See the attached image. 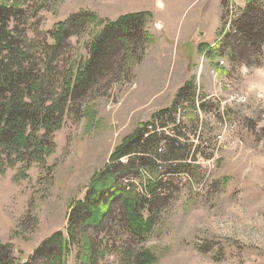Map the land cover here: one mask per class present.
I'll return each mask as SVG.
<instances>
[{
	"label": "rangeland",
	"instance_id": "rangeland-1",
	"mask_svg": "<svg viewBox=\"0 0 264 264\" xmlns=\"http://www.w3.org/2000/svg\"><path fill=\"white\" fill-rule=\"evenodd\" d=\"M21 4L37 41L81 14L71 27L62 72L75 59L86 67L91 41L107 23L130 13L143 18L127 36L132 50L117 42L93 74L94 84L71 93L45 162L0 166V242L13 256L31 260L59 232L33 264H264V33L258 45L245 43L235 30L247 0ZM153 121L148 130L156 128L161 138L159 154L141 153L142 141L132 144L135 153L115 163L130 160L133 171L146 166L128 171L129 179L117 169L116 193L103 191L94 209L101 218L73 210L87 200L115 149ZM170 154L181 159L170 160ZM123 191L137 201L141 235L129 226Z\"/></svg>",
	"mask_w": 264,
	"mask_h": 264
},
{
	"label": "trees",
	"instance_id": "trees-1",
	"mask_svg": "<svg viewBox=\"0 0 264 264\" xmlns=\"http://www.w3.org/2000/svg\"><path fill=\"white\" fill-rule=\"evenodd\" d=\"M22 2L23 0H10V2L0 3V166L22 160L45 162L46 157L54 151V133L62 126L70 104L71 93L78 92L86 85L91 87L94 84L93 74L104 68V63L106 64L111 58L110 55L116 49L117 42L120 48L127 47L132 50L127 36L135 31V27L142 22L143 18L142 13H130L107 23L102 34L100 33L91 41V57L86 67L81 68L79 61L75 59L70 71L62 72L60 64L72 47L68 42L72 34L71 27L79 22L81 14L56 23L49 31V38L37 41L29 36L27 29L29 9L24 8ZM87 17L89 21L96 20V16L91 13H86ZM234 28L245 39V43L259 45L260 37L264 33V8L259 0H247L243 15L234 24ZM121 34L122 36H119ZM107 42L110 44L113 42L112 47L109 45L108 48H104L103 44ZM75 64H77L76 68ZM186 86L181 89V92L186 89ZM170 110L171 108L166 112ZM162 114H157L156 120ZM154 125V121L144 124L136 135L125 138L126 141L115 149L111 163L95 177L87 200L78 204L73 210L84 208L90 212L88 219L101 218L102 214L97 215L94 212V209L100 205L101 201H98L100 194L105 190L116 193L118 168H123L120 175L124 173L122 178L125 179L130 177L127 172L134 169V167L131 168L130 160H127L125 165L115 162L122 157L134 154L131 146L140 141L145 144L144 151L141 153L158 155V150L161 151L158 147V140L161 138L156 128L148 130ZM167 139L169 143L175 141L170 137ZM147 144H149L148 148H146ZM149 151L152 154H149ZM174 152L172 149L171 153L174 154ZM4 155L9 159H6ZM169 159L180 160L181 158L171 155ZM144 166L146 165H140L138 170ZM153 185L154 183L149 185L151 190L156 186ZM122 195L127 208L129 226L135 234L141 235L145 224L142 217L135 216L137 201L129 191H123ZM103 204L106 207L109 205L108 202ZM58 236L60 237L59 232L46 240L45 244L36 250L31 260L26 262L13 256L10 245L0 242V264H33L34 260L40 256V252L44 253L45 248L54 245ZM56 256L59 255L56 254L54 259Z\"/></svg>",
	"mask_w": 264,
	"mask_h": 264
}]
</instances>
